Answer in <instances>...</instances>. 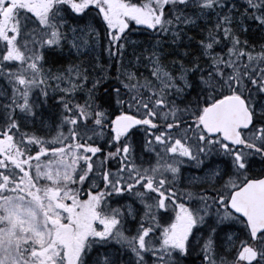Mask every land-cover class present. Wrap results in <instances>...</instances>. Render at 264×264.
<instances>
[{
  "label": "snow or ice",
  "instance_id": "1",
  "mask_svg": "<svg viewBox=\"0 0 264 264\" xmlns=\"http://www.w3.org/2000/svg\"><path fill=\"white\" fill-rule=\"evenodd\" d=\"M0 264H264V0H0Z\"/></svg>",
  "mask_w": 264,
  "mask_h": 264
},
{
  "label": "flooded vegetation",
  "instance_id": "2",
  "mask_svg": "<svg viewBox=\"0 0 264 264\" xmlns=\"http://www.w3.org/2000/svg\"><path fill=\"white\" fill-rule=\"evenodd\" d=\"M141 71H143V69H141ZM145 74H147V73H145ZM113 75H114V73H113ZM258 167V166H257Z\"/></svg>",
  "mask_w": 264,
  "mask_h": 264
},
{
  "label": "trees",
  "instance_id": "3",
  "mask_svg": "<svg viewBox=\"0 0 264 264\" xmlns=\"http://www.w3.org/2000/svg\"><path fill=\"white\" fill-rule=\"evenodd\" d=\"M101 62H103V61H101Z\"/></svg>",
  "mask_w": 264,
  "mask_h": 264
},
{
  "label": "rangeland",
  "instance_id": "4",
  "mask_svg": "<svg viewBox=\"0 0 264 264\" xmlns=\"http://www.w3.org/2000/svg\"><path fill=\"white\" fill-rule=\"evenodd\" d=\"M62 70V69H61Z\"/></svg>",
  "mask_w": 264,
  "mask_h": 264
}]
</instances>
